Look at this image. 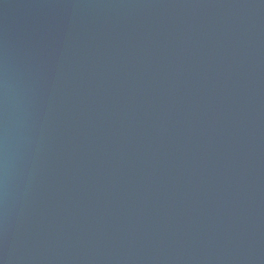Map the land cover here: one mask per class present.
<instances>
[{"label": "water", "instance_id": "water-1", "mask_svg": "<svg viewBox=\"0 0 264 264\" xmlns=\"http://www.w3.org/2000/svg\"><path fill=\"white\" fill-rule=\"evenodd\" d=\"M0 264H264V0H0Z\"/></svg>", "mask_w": 264, "mask_h": 264}]
</instances>
